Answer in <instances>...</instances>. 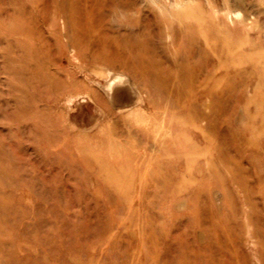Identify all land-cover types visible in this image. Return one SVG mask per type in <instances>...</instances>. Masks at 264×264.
<instances>
[{"label": "rangeland", "instance_id": "374dc122", "mask_svg": "<svg viewBox=\"0 0 264 264\" xmlns=\"http://www.w3.org/2000/svg\"><path fill=\"white\" fill-rule=\"evenodd\" d=\"M173 1L0 0V264H264V0Z\"/></svg>", "mask_w": 264, "mask_h": 264}, {"label": "bare ground", "instance_id": "6f19581e", "mask_svg": "<svg viewBox=\"0 0 264 264\" xmlns=\"http://www.w3.org/2000/svg\"><path fill=\"white\" fill-rule=\"evenodd\" d=\"M190 4H193L192 9L195 10V13H197L196 17H200L201 11L200 6L198 5L197 1L195 0H174L172 2V6L176 8H181L185 6H190ZM206 4V3H205ZM159 6V5H158ZM225 9L222 12V14L225 16V20L229 24H236V22H242L249 18L250 16V5L247 3V0H226ZM170 7V6H169ZM148 9V8H147ZM192 10V12H193ZM214 14H218L222 9H218L213 7L212 8ZM161 11V10H160ZM200 11V12H199ZM254 12V11H253ZM219 26V25H218ZM220 28V27H219ZM171 58V57H170ZM103 64V63H102ZM113 63L110 62H104V65H112ZM94 66V65H93ZM95 68V67H94ZM121 66L118 68L120 69ZM93 69V68H92ZM108 69V68H107ZM88 70V69H87ZM125 70H127L130 74L132 73V69L129 67H125ZM90 71V70H89ZM111 71V70H110ZM100 75L102 74L104 76L103 71H100ZM134 72V71H133ZM134 77V76H133ZM94 83V82H93ZM89 90H91V87H87ZM171 88V87H170ZM100 89H102L103 95L100 96V94L94 92L93 94L97 99L101 101H105L106 106L108 105L109 114H113L114 111H122V113L119 117L120 120H125L127 118H134L136 122H143L146 121L145 119V110L141 106H137L135 108H132L131 105L133 102H136L140 104L142 102V98L139 96V91L137 89L136 84L127 76L123 74H107L104 76V84L100 86ZM148 92V91H147ZM145 93V100L147 101V106L152 105V101L147 100V93L145 90L143 91ZM162 96L163 93L161 92ZM88 98V97H87ZM103 98V99H102ZM106 98V99H105ZM107 100V102H106ZM103 101V102H104ZM135 104V103H134ZM71 108V107H70ZM66 111V110H65ZM70 111V110H69ZM98 112V111H97ZM160 112V111H158ZM103 113V112H102ZM163 113V112H162ZM105 114V113H104ZM108 114V113H107ZM174 114V113H173ZM243 114V113H242ZM105 117V116H104ZM113 117V116H112ZM114 119V118H113ZM98 121V120H97ZM119 120H110L109 118H104L101 121L102 127L104 126H114ZM171 122V121H170ZM94 124V123H93ZM97 124V123H96ZM167 124V123H166ZM170 124V123H169ZM67 126V125H66ZM65 126V127H66ZM71 126V124H70ZM72 127V126H71ZM92 127V126H91ZM101 127V128H102ZM93 129V128H92ZM91 129V130H92ZM100 129V128H99ZM98 129V130H99ZM74 130V129H73ZM72 130V131H73ZM97 130V131H98ZM85 131V130H84ZM68 132V130H67ZM80 132V131H79ZM74 134L80 135V133L75 132ZM85 136H90L86 134ZM150 150V149H149ZM144 154V153H143ZM148 161V159H147ZM134 164V163H133ZM212 197V196H211Z\"/></svg>", "mask_w": 264, "mask_h": 264}]
</instances>
